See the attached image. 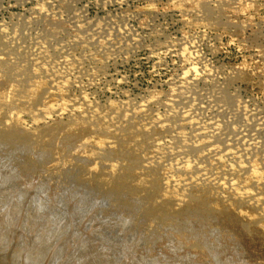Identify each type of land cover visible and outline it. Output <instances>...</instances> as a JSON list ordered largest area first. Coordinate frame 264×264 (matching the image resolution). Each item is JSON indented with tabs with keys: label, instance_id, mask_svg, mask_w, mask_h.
Returning a JSON list of instances; mask_svg holds the SVG:
<instances>
[{
	"label": "rangeland",
	"instance_id": "1",
	"mask_svg": "<svg viewBox=\"0 0 264 264\" xmlns=\"http://www.w3.org/2000/svg\"><path fill=\"white\" fill-rule=\"evenodd\" d=\"M0 239L264 264V0H0Z\"/></svg>",
	"mask_w": 264,
	"mask_h": 264
},
{
	"label": "water",
	"instance_id": "2",
	"mask_svg": "<svg viewBox=\"0 0 264 264\" xmlns=\"http://www.w3.org/2000/svg\"><path fill=\"white\" fill-rule=\"evenodd\" d=\"M0 264H30V261L19 257H11L8 250L0 252Z\"/></svg>",
	"mask_w": 264,
	"mask_h": 264
},
{
	"label": "bare ground",
	"instance_id": "3",
	"mask_svg": "<svg viewBox=\"0 0 264 264\" xmlns=\"http://www.w3.org/2000/svg\"><path fill=\"white\" fill-rule=\"evenodd\" d=\"M1 240V239H0ZM6 242V241H5ZM11 255V254H10ZM12 257V256H11ZM46 257V256H45ZM35 258V257H34ZM36 259V258H35ZM45 261V259H44ZM88 262L84 261V262H81V263H78V264H102V263H99V262H92L91 260H87Z\"/></svg>",
	"mask_w": 264,
	"mask_h": 264
}]
</instances>
